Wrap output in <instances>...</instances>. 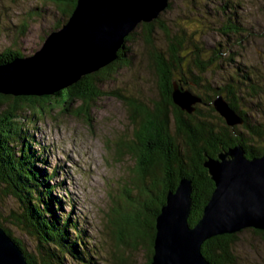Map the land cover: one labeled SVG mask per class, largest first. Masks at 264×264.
<instances>
[{"label": "trees", "instance_id": "trees-1", "mask_svg": "<svg viewBox=\"0 0 264 264\" xmlns=\"http://www.w3.org/2000/svg\"><path fill=\"white\" fill-rule=\"evenodd\" d=\"M48 1L54 4V8H47ZM35 2L39 6L35 4L27 11L25 18L18 20L12 28H9L11 39L8 46L0 48V66L10 64L15 58L33 56L39 48L33 54L24 55L18 45L20 38L27 36L30 24L42 21L43 16L47 15L49 27L47 30L42 29L40 35V43L43 44L50 33L60 30L66 24L77 0H36ZM225 6V9L230 8L226 3ZM47 9H50L49 12ZM158 22L157 18L140 27L146 32L144 43L152 50V60L159 79L161 102L155 103L151 108L137 100L126 103L130 112L129 121L134 139L132 143H121L119 147V149H127L135 159L136 167L131 184L136 185L139 194L142 195V200L135 201L141 211L135 217L124 213L120 225L111 222L116 229L120 244L126 245L131 242V248H136L142 240L146 241L148 249L146 264H151L153 255L156 216L165 204L167 193L175 191L181 178L190 181L192 186V208L188 223L193 227L200 220L214 189L207 169L204 168V162L209 158L217 159L219 154L236 146L243 148L245 156L249 159L264 155V118L261 122L257 119L252 121L238 105H235L245 99L248 102L253 100L251 94L258 95V99L261 100L264 87L260 84L264 83V74L263 77L258 75L260 80L263 79L261 82L257 77L260 71L254 70L256 79L252 81L254 73L247 71L244 64H234L235 54L227 55L229 52L225 51L222 55L225 49L214 48L215 52L212 51L211 59L203 62L202 48L194 38L196 31L191 29H178L179 32L172 39H168L165 53L161 54L159 50L155 52L152 29ZM239 26L236 20L229 21L221 27V30H226L232 35H244L245 30ZM159 28L163 35L169 36V31L162 26ZM3 32L5 30L0 21V43L1 38L7 36V33ZM135 36L136 33L133 31L124 42L132 44ZM237 44L241 45L240 42ZM186 49L193 52L190 60H185L181 53ZM130 56L131 51L122 44L118 60L91 76L82 77L80 82L51 96L13 97L0 94V104L12 100L0 114V194L1 197H9L17 201L20 220H17L13 213V216H10L22 225L24 221L31 230L37 240L35 252L40 264H64L67 255L87 264H92L93 258L89 246L87 248L85 245L87 240L80 236L83 233L77 231L80 229L77 224L69 220L68 216L63 220L57 213L61 211L59 209L62 204L55 193L62 183H55V180L62 170L58 167L40 168L42 164L46 166L45 158H41L38 150H34L29 144L32 141L31 136L17 127L18 111L26 108L31 112L30 115L33 112L43 115L46 109L52 107V100L57 101L56 107L65 111L74 97L82 102V108H87L98 94L89 78L100 79L98 76H109L111 71L118 67L117 65L130 66ZM216 61L220 64L223 62L233 65L231 68L234 70V75L228 77L226 83L222 82L220 87L211 88L208 82H205L203 75ZM184 64L187 65V68L184 67L186 76L182 72ZM174 87L180 92L186 91L199 98L208 110L203 113L199 107H196L191 114L182 111L172 101ZM201 88L202 91L205 90L210 94L202 98L201 95L194 93ZM110 93L125 99L119 93L113 91ZM246 94L249 95L247 98L244 97ZM219 96L240 117V124L228 126L215 112L212 102ZM261 115H264V110ZM169 116L172 117L175 132L170 130ZM125 147L127 148L124 149ZM125 198L132 202L127 193ZM0 209L3 210L2 207ZM1 217L0 214V219ZM139 217L143 219L140 221ZM80 230L85 233L84 230ZM247 230L256 235H264L261 231ZM68 231H73L75 236L69 238ZM237 234L217 236L205 241L202 245L203 257L210 264H235L233 245ZM79 246H83L84 249L81 250ZM34 258H27L28 264H35Z\"/></svg>", "mask_w": 264, "mask_h": 264}, {"label": "rangeland", "instance_id": "rangeland-1", "mask_svg": "<svg viewBox=\"0 0 264 264\" xmlns=\"http://www.w3.org/2000/svg\"><path fill=\"white\" fill-rule=\"evenodd\" d=\"M35 1L0 0V21L5 30L3 33H7L6 39L1 38L0 48L9 45L11 39L9 28L18 20L25 18L27 11L37 5ZM224 2L230 6L229 9H225ZM168 3V8L160 13L159 22L152 29L155 52L159 50L164 54L168 39H172L179 32L178 29H191L196 31L194 38L202 48L203 62L211 59L214 48L225 49L222 55L225 51L229 52L227 55H236L234 64H244L247 71L252 73L259 70L257 77L258 75L263 77L264 0H169ZM47 8H54V4L48 1ZM49 10L47 9V12ZM47 18L46 15L42 21L31 23L27 36L20 38L18 45L24 55L33 54L42 46L40 35L42 29L47 30L49 27L50 22ZM235 20L239 27L245 30L244 35H232L226 30H221L222 26ZM160 26L169 31V38L159 31ZM135 33L136 36L133 38L135 44L123 42L131 51L130 66L117 65L109 76H98L100 79L89 78L98 94L87 108H82V102L74 97L65 111L56 107L55 100L51 101L52 107L46 109L43 115H38L37 112L30 115L31 112L26 108L18 111L17 127L31 136L32 141L29 144L34 150H38L41 158H45L46 166L42 164L40 168L58 167L62 170L55 180V183H62L57 192L55 191L62 204L59 209L61 211L57 213L63 220L68 216L69 220L85 231L84 233L80 229L77 230L83 233L80 235L81 238L87 240L85 245L87 248L89 246L92 264L147 263L146 241H139L136 248H131V242L126 245L120 244L116 229L111 224L113 222L120 225L124 213L135 217L141 211L135 201L142 200V195L139 194L138 187L131 184L136 167L135 159L127 147L124 148L126 150L119 149L121 143H132L134 139L126 103L137 100L151 108L155 103L161 102L152 50L144 43L146 32L139 25ZM238 42L241 45H238ZM181 53L185 60H190L193 54L188 49ZM216 62L209 66L203 75L211 88L220 87V84L226 83L228 77L234 73L231 68L233 65L230 63ZM184 67L187 68V65L184 64L182 67V72L186 76ZM255 79L254 73L252 81ZM258 80L262 82L263 79L260 80L258 77ZM260 85L264 87V83ZM202 89L195 90L194 93L201 95L202 98L210 94ZM112 91L124 96L125 99L111 94ZM251 95L253 100L250 102L245 101L249 96L246 94L245 100L242 103L237 100L235 105H238L250 120L257 119L261 122L264 118V115H261L264 110V94L261 100L256 94ZM11 101L1 102L0 114ZM244 102L248 103L243 104ZM196 107L203 113L208 110L201 102L194 105V108ZM259 116L262 118L259 119ZM21 118L23 120H20ZM169 127L175 132L171 116ZM126 193L132 202L125 198ZM0 206L4 218L13 213L17 220H20L17 201L1 197L0 194ZM142 219L143 217L138 218L140 221ZM2 224L12 233L13 238L22 240L30 253L35 251L37 242L34 237L33 241L28 239L12 220L2 221ZM73 233L68 231V237H74ZM79 248L84 249L83 246ZM233 254L235 264H264V235H256L248 230L238 233L233 245ZM64 264L87 263L69 258L68 262L64 259Z\"/></svg>", "mask_w": 264, "mask_h": 264}, {"label": "water", "instance_id": "water-1", "mask_svg": "<svg viewBox=\"0 0 264 264\" xmlns=\"http://www.w3.org/2000/svg\"><path fill=\"white\" fill-rule=\"evenodd\" d=\"M168 2L77 0L66 24L50 33L33 56L15 58L0 66V94L43 97L71 87L82 77L118 60L125 38L139 25L156 20L168 8ZM172 101L188 114L200 103L196 96L175 87ZM212 106L228 126L241 123L221 96ZM203 165L214 189L200 220L193 227L188 223L192 186L181 178L175 191L167 193L156 216L151 264H210L202 255L205 241L245 229L264 232V155L249 159L243 148L236 146L219 154L217 159H207ZM0 214V264H28L30 257L40 264L36 252L30 253L21 239L13 238L2 221H16L19 230L33 241L29 227L10 215L4 218L3 210ZM69 258L65 260L68 262Z\"/></svg>", "mask_w": 264, "mask_h": 264}, {"label": "bare ground", "instance_id": "bare-ground-1", "mask_svg": "<svg viewBox=\"0 0 264 264\" xmlns=\"http://www.w3.org/2000/svg\"><path fill=\"white\" fill-rule=\"evenodd\" d=\"M166 9H167V8H166ZM166 9H165V10H166ZM165 10H164V11H165ZM229 108H230V107H229ZM230 109H231V108H230ZM233 112H234V111H233ZM224 121H225V120H224ZM245 230H247V229H245ZM251 230H252V229H251ZM243 231H244V230H243ZM255 231H258V230H255ZM241 232H242V231H241ZM261 232H263V231H261ZM239 233H240V232H239Z\"/></svg>", "mask_w": 264, "mask_h": 264}]
</instances>
